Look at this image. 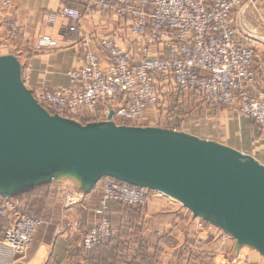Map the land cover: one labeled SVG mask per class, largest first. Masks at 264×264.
I'll return each mask as SVG.
<instances>
[{
    "label": "built area",
    "instance_id": "built-area-1",
    "mask_svg": "<svg viewBox=\"0 0 264 264\" xmlns=\"http://www.w3.org/2000/svg\"><path fill=\"white\" fill-rule=\"evenodd\" d=\"M74 1V0H69ZM87 12L92 9L104 14L126 18L124 40L131 39L135 48L117 46L113 37L101 35L96 39L99 51L107 54L100 61L90 49V39L79 41L80 66L69 70V86L63 89H41L33 94L37 103L50 115L75 120L80 112L93 113L106 121L122 126L142 127L146 116L159 122L160 110L166 95L182 99L198 96L206 105L228 109L252 121L260 131L264 151V98L247 92L256 73L252 68L253 51L240 44L234 29L233 14L242 0H87ZM10 5L8 0L1 6ZM58 19L78 24L83 13L68 5L49 13L42 20L53 26ZM71 33L75 26L69 28ZM17 28H10L13 38ZM134 44V45H135ZM50 37H40L34 51L54 50ZM130 46V45H129ZM99 207L94 211L97 220L82 238L81 248L90 252L107 245L116 234L113 223L104 217L109 203L145 207L153 199L166 197L146 188L131 187L110 178L99 181ZM65 196L64 204L74 206L78 198ZM64 205V206H65ZM193 218L196 230L217 240L223 247L235 241L219 228L200 218ZM0 220L7 228L0 242L12 256H24L43 225L40 219L22 215L0 195ZM243 249H247L243 253ZM260 254L251 248L238 249L234 264H264Z\"/></svg>",
    "mask_w": 264,
    "mask_h": 264
},
{
    "label": "water",
    "instance_id": "water-1",
    "mask_svg": "<svg viewBox=\"0 0 264 264\" xmlns=\"http://www.w3.org/2000/svg\"><path fill=\"white\" fill-rule=\"evenodd\" d=\"M50 115L0 56V195L57 178L90 193L103 178L156 191L264 259V166L228 147L155 127Z\"/></svg>",
    "mask_w": 264,
    "mask_h": 264
},
{
    "label": "crops",
    "instance_id": "crops-1",
    "mask_svg": "<svg viewBox=\"0 0 264 264\" xmlns=\"http://www.w3.org/2000/svg\"><path fill=\"white\" fill-rule=\"evenodd\" d=\"M2 1L4 0H0V56L10 55L18 60L22 81L32 94L41 89L55 90L69 86L66 73L77 69L81 64L79 41L83 37L90 39V49L100 61L108 58L96 45V39L102 34L113 37L114 43L121 48L138 50L131 39L124 40V29L129 25L126 18L104 14L95 9L87 12V0H8L10 5L6 8L1 6ZM68 5L77 7L83 13L81 22L73 24L69 20L58 19L53 26L42 24L46 15ZM233 19L240 44L254 53L252 68L256 73V80L253 85L247 86V92L255 98H264V0H242L234 11ZM13 26L17 28V33L11 38L9 31ZM71 26L76 28L74 33L69 31ZM45 36L56 41V48L34 51L37 39ZM177 100L196 108L198 126L204 125L201 120L208 118L209 129L168 130L228 147L254 158L264 166L260 131L252 121L235 111L212 109L198 96L187 95ZM165 102L166 99L163 105H166ZM221 126L223 129H215ZM65 193L77 196L78 203L74 206L63 204ZM22 194L25 196L20 198V207L14 208L15 211L22 215L28 213L31 217L40 219L43 225L35 236L29 254L12 256L0 245V264H128L135 255L136 243L124 237H114L107 245L90 252L82 250L81 241L86 234L84 232L97 220L94 211L99 207V183L86 194L74 191L72 185L62 179L52 180L13 197L18 198ZM167 200L171 199H153L157 204L153 202L144 214L146 218L153 219L155 223L152 224L159 226L157 235L161 238V250L156 261L171 264H218L217 261L221 258L222 264H234L237 252L235 243H227L222 247L217 240L208 237L206 243L200 244L199 240L207 236L196 230L193 216L187 215L182 207ZM53 203L58 205L54 207ZM124 206L127 205L109 203L104 217L114 223V219L122 218L123 213L118 210ZM2 238L1 232L0 242Z\"/></svg>",
    "mask_w": 264,
    "mask_h": 264
},
{
    "label": "rangeland",
    "instance_id": "rangeland-1",
    "mask_svg": "<svg viewBox=\"0 0 264 264\" xmlns=\"http://www.w3.org/2000/svg\"><path fill=\"white\" fill-rule=\"evenodd\" d=\"M165 99H166V102H165L166 105L165 104L163 105V107L159 111L160 115H158V118L160 119V121L155 122L153 121V116H146L145 120L142 122V127H155V128H161V129H167V130L168 129H209L208 128L209 126L208 118L202 119L201 122L204 125L198 126V121H196L198 120V117H197L198 113H195L196 108H193V106L185 104L184 101L177 100V98H175L174 96L166 95ZM211 108L216 109L213 107ZM217 110H223V109H217ZM75 121L79 122L82 125H85L91 122H102V119H99L93 113L81 112L80 114L77 115V118L75 119ZM120 125L121 124L118 123V126ZM215 129H223V127L221 126ZM60 179L65 181V183L67 184H71L74 191H82L80 185L74 179L57 178L55 179V181L60 180ZM24 196L25 195L22 194L21 196H18V198L13 197V198H7V199L9 203L11 204L12 208L17 209L20 207L19 202L22 201L21 199ZM65 196H68V195L66 194ZM71 197L73 200H76V197L74 195ZM63 201H65V197ZM167 201L175 203V205H178L179 208L182 207L184 209L183 211L187 215L189 214L192 215L180 203L174 200H167ZM153 202L154 201H151L145 207L134 208L135 206L131 207V205L120 207L118 212L123 213V216L121 219H119L120 218L119 217V218L114 219L113 221L114 222L113 226L116 229L115 238L124 237L125 239H130L131 241L136 243L135 255L131 257L130 261H128V264H171L170 262L161 263L162 261L160 262L158 260L156 261V257L159 251L161 250V247H160L161 238H159L157 235L159 232V226L157 224L156 225L152 224L154 222L152 218L150 217L146 218L144 216L145 210H147L148 206L153 204ZM53 205L55 207L58 204L53 203ZM26 214H27L26 216L31 217L28 213ZM90 227L91 226H89V228ZM6 228H7V222L5 220H0V236H1V232L4 233ZM83 232H84V229H83ZM84 233H86V231ZM127 251H128V248H126V253ZM28 252L29 250L26 252V254ZM246 252H247V249H243V253H246ZM217 263L222 264L221 258L218 259ZM207 264H210V263H207Z\"/></svg>",
    "mask_w": 264,
    "mask_h": 264
},
{
    "label": "bare ground",
    "instance_id": "bare-ground-1",
    "mask_svg": "<svg viewBox=\"0 0 264 264\" xmlns=\"http://www.w3.org/2000/svg\"><path fill=\"white\" fill-rule=\"evenodd\" d=\"M229 112V111H228ZM169 198V197H168ZM169 199H171V198H169ZM171 200H173V199H171ZM177 202V201H176ZM242 248H248V247H241L240 249H242ZM260 257H261V255H260ZM261 259H263V257L261 258ZM264 261V259L262 260V262Z\"/></svg>",
    "mask_w": 264,
    "mask_h": 264
},
{
    "label": "trees",
    "instance_id": "trees-1",
    "mask_svg": "<svg viewBox=\"0 0 264 264\" xmlns=\"http://www.w3.org/2000/svg\"><path fill=\"white\" fill-rule=\"evenodd\" d=\"M4 227V226H3Z\"/></svg>",
    "mask_w": 264,
    "mask_h": 264
}]
</instances>
